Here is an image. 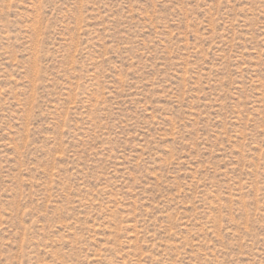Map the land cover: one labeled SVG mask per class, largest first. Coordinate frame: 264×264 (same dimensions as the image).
I'll use <instances>...</instances> for the list:
<instances>
[{
    "label": "rangeland",
    "instance_id": "1",
    "mask_svg": "<svg viewBox=\"0 0 264 264\" xmlns=\"http://www.w3.org/2000/svg\"><path fill=\"white\" fill-rule=\"evenodd\" d=\"M0 264H264V0H0Z\"/></svg>",
    "mask_w": 264,
    "mask_h": 264
}]
</instances>
